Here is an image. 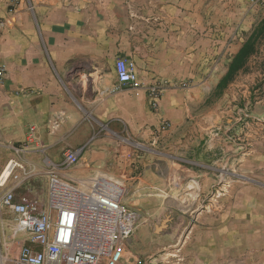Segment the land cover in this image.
<instances>
[{
    "label": "crops",
    "instance_id": "0c3cea01",
    "mask_svg": "<svg viewBox=\"0 0 264 264\" xmlns=\"http://www.w3.org/2000/svg\"><path fill=\"white\" fill-rule=\"evenodd\" d=\"M116 9L105 0H0L7 19L0 25V172L16 156L13 147H22L23 162L48 179L44 159L60 163L67 149H80L79 164L63 174L106 177L124 186L126 205L160 215L166 198L156 193L159 181L181 186L162 176L163 164H182L183 176L203 192L221 183L215 165L199 163L197 139L186 137L185 93L161 84L205 74L191 66L206 61L207 26L176 7L140 18L139 10ZM119 56L136 64L137 84L118 83ZM154 89L161 93L157 110L149 96ZM166 120L171 127L163 130ZM202 201L192 218L198 225L184 231L185 244L197 225L198 260L189 263L264 264V216L245 215L240 226L239 215L221 212L216 194ZM144 221L129 240L132 248L145 237Z\"/></svg>",
    "mask_w": 264,
    "mask_h": 264
},
{
    "label": "rangeland",
    "instance_id": "374dc122",
    "mask_svg": "<svg viewBox=\"0 0 264 264\" xmlns=\"http://www.w3.org/2000/svg\"><path fill=\"white\" fill-rule=\"evenodd\" d=\"M94 1L99 4L104 0ZM105 1L115 6L116 12L122 5L132 12L139 10L138 18L144 11L153 13L145 16L157 17L159 8L176 7L189 10L195 21L206 23V61L191 66L192 70L205 69V74L166 80L161 84L185 93L186 137L197 139L199 163L206 161L215 165L219 169L217 181L221 183L217 190L203 192L198 184L188 181L187 175L183 176L182 164H174L172 168L163 164L162 176L174 177L181 186L174 188L166 179L159 181L156 193L160 199L166 198L165 212L159 215L140 211L142 218L132 237L146 219L147 222H143L147 229L145 237L138 248L128 243L121 264L134 262L135 257L134 264H190L189 257L192 263L197 262L198 222L192 218L202 208L203 199L216 194L222 201L221 212L239 215L240 226L246 224L245 215L264 216V0ZM132 18H135L134 13ZM6 20L0 16V25L4 26ZM251 36H256L255 53L232 81L218 88L234 56ZM220 40L223 42H218ZM143 69L147 70L146 63ZM188 99L189 107L186 106ZM47 185V176L38 174L21 191L31 188L46 199ZM194 224L197 225L191 240L186 238L184 244V231Z\"/></svg>",
    "mask_w": 264,
    "mask_h": 264
},
{
    "label": "built area",
    "instance_id": "2783aa9c",
    "mask_svg": "<svg viewBox=\"0 0 264 264\" xmlns=\"http://www.w3.org/2000/svg\"><path fill=\"white\" fill-rule=\"evenodd\" d=\"M120 85L139 81L136 64L116 59ZM5 69L0 68V87ZM152 108L161 93L149 91ZM171 127L166 120L162 129ZM0 172V264H121L130 238L142 218L123 201L124 186L106 177L74 178L63 174L80 162V149H67L60 163L43 165L49 176L46 199L19 189L41 173L22 160V147ZM44 172V169H43Z\"/></svg>",
    "mask_w": 264,
    "mask_h": 264
},
{
    "label": "trees",
    "instance_id": "16d2710c",
    "mask_svg": "<svg viewBox=\"0 0 264 264\" xmlns=\"http://www.w3.org/2000/svg\"><path fill=\"white\" fill-rule=\"evenodd\" d=\"M256 36H251L234 56L230 63L227 74L222 78L218 84V88L224 87L229 81L234 79L235 74L246 65L249 57L256 51Z\"/></svg>",
    "mask_w": 264,
    "mask_h": 264
}]
</instances>
